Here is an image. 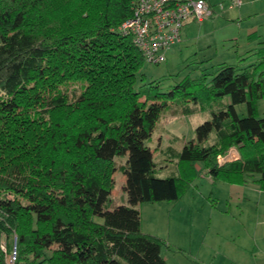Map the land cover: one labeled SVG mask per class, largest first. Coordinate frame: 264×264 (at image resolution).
<instances>
[{"label": "trees", "instance_id": "trees-1", "mask_svg": "<svg viewBox=\"0 0 264 264\" xmlns=\"http://www.w3.org/2000/svg\"><path fill=\"white\" fill-rule=\"evenodd\" d=\"M131 3L0 0V264H166L161 240L140 229L138 203L178 199L196 164L228 182L256 174L264 188V45L255 63H221L209 80L135 88L146 60L118 31ZM70 79L80 89L68 96ZM212 100L220 105L194 137L168 148L178 173L158 176L147 143L160 113ZM232 146L240 157L218 161ZM116 156L127 204L107 209Z\"/></svg>", "mask_w": 264, "mask_h": 264}, {"label": "rangeland", "instance_id": "rangeland-1", "mask_svg": "<svg viewBox=\"0 0 264 264\" xmlns=\"http://www.w3.org/2000/svg\"><path fill=\"white\" fill-rule=\"evenodd\" d=\"M221 1L223 2L222 9L216 5L214 6V13L206 17L201 23L193 21L181 29L180 41L172 44L165 51L164 61L156 64L148 61L143 62L141 73L144 74V78L142 81L139 77L137 78L135 88L144 83L146 87L152 85L153 90L163 92L172 88L185 77L197 79L205 75L206 80H209L210 75L221 63L236 64L239 62L238 58L244 52L243 42L247 39L248 28L252 21L239 23L238 20L230 18L236 13L237 8L235 6L229 8V0ZM67 12L62 9L59 16H66ZM256 36L258 35L256 34ZM151 81L153 83H150ZM64 84L68 96H71L74 90L78 92L80 89V81L74 79H70ZM261 104L262 109H264V101ZM218 105H220L219 101L212 100L206 102L202 110L195 107V110L188 114H174L172 109L176 105L169 104V108L160 113L147 143L153 152L158 176L169 175L171 172L178 173L177 159L170 154L168 148L179 150L184 140L193 138L196 125L209 119L211 110H215ZM256 109L257 113L260 114L259 108ZM237 111L240 115L245 114V104H238ZM124 158L123 156L113 158L112 164L115 166L111 175L113 185L110 196L104 204L107 209L117 204H127L126 193L123 190L125 177L122 168ZM229 159L233 158L231 153L227 151L219 157L218 161ZM193 181L195 184H199V188L195 189L194 185L191 188L184 186L176 200L144 201L136 206L140 212L141 231L161 240L162 254L165 257L166 264H202L176 248L178 246L176 241L178 240L174 234L175 212L192 205L194 198L201 200L199 195H201V192H205L204 189L207 190L204 193L206 194L205 199L209 194L210 186L206 185L209 184L207 180L198 175ZM192 194L196 196H192ZM211 197L216 201L213 198L214 196ZM188 213H178V215H183L185 225H188ZM94 220L99 222L101 218L95 216ZM201 229L199 228L195 239L196 249L201 242ZM10 240L12 241L13 254L16 248L15 235H12L8 242ZM185 243L186 247L189 246V239H186ZM0 247L6 249L4 238L0 240ZM9 261L13 262L11 259Z\"/></svg>", "mask_w": 264, "mask_h": 264}, {"label": "crops", "instance_id": "crops-1", "mask_svg": "<svg viewBox=\"0 0 264 264\" xmlns=\"http://www.w3.org/2000/svg\"><path fill=\"white\" fill-rule=\"evenodd\" d=\"M218 1L221 0H210L213 10ZM236 8V13L230 18L239 23L252 21L247 39L243 42L244 52L238 58L239 62L233 64L244 68L258 61L256 52L264 45V0H242ZM262 101L264 97L256 102L258 115H264ZM228 152L233 158L231 160L240 157L235 146L230 147ZM195 172L189 187L194 185L195 189L199 188L193 180L200 175L208 181L206 185L210 186V190L206 199L204 193L207 190L204 189V193L200 191L201 200L194 198L192 205L175 212L176 248L202 264H264V188L257 182L258 175L246 174L240 182H228L214 179L202 164H196ZM182 212H189L188 225L183 222V215H178ZM199 228H202L201 242L196 249ZM186 239H189L187 247Z\"/></svg>", "mask_w": 264, "mask_h": 264}, {"label": "built area", "instance_id": "built-area-1", "mask_svg": "<svg viewBox=\"0 0 264 264\" xmlns=\"http://www.w3.org/2000/svg\"><path fill=\"white\" fill-rule=\"evenodd\" d=\"M242 0H229L238 7ZM223 8V2L215 3ZM214 13L210 0H132L131 14L118 31L126 35L150 63L165 60V51L180 41L181 29L190 22L201 23ZM14 253L11 260L14 259Z\"/></svg>", "mask_w": 264, "mask_h": 264}]
</instances>
